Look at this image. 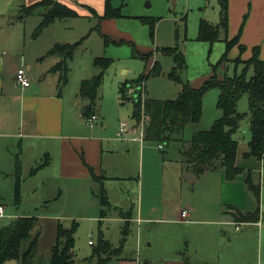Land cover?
<instances>
[{"label":"rangeland","instance_id":"obj_1","mask_svg":"<svg viewBox=\"0 0 264 264\" xmlns=\"http://www.w3.org/2000/svg\"><path fill=\"white\" fill-rule=\"evenodd\" d=\"M248 2L251 4L250 1ZM111 5L112 8L120 9L121 16L117 19L106 20L101 25L100 32L110 40L107 45H104L103 39L96 31H90L96 23L93 18H90L91 20L78 18L57 23L62 31L58 38L62 42L77 41L81 36L89 33L68 63L67 83L65 85L61 83L59 78L61 79L62 73L58 72L54 75L47 74L42 84L47 85L41 93L45 95L57 88L56 85H51V81L55 84L58 81L59 97L63 100L60 117L66 130L64 134L92 135L93 131H97L104 137L116 138L119 124L126 123L129 130L127 139L137 138L142 122L145 126L147 119L143 111L140 113L139 124L132 117L133 87L125 93L126 100L120 94V88L126 84L125 82L136 80L145 68L144 61L132 58V45L141 54L152 53L146 67L147 75L150 74L155 62L159 70V75L154 77L150 75L143 81V85L139 88L142 99L174 100L181 88L179 81L188 82L193 88H200L211 76L215 75L217 79L222 80L224 76L231 77L241 73L243 65L236 66L234 59H229L228 55L227 62L220 63L225 52L223 33L219 41L212 45L197 40L200 20H205L212 26L218 25L219 0H111ZM236 6L234 5V9ZM248 11L242 17V20H245L242 24L247 18L250 20L251 14ZM141 18L155 20L153 35H151L149 26L141 22ZM38 20H40L39 17ZM29 21H37V19L32 18ZM30 36L32 35H28L27 42ZM174 47H177L183 55L184 65L181 70L175 68L176 64L171 55L160 51ZM16 52L13 48L15 55ZM96 57H105L110 60L111 64L103 71L102 83L97 94L95 108L96 114L100 117L90 127L85 124V118L81 116L84 103L78 98V89L82 79L90 78L101 72L93 66ZM174 68L175 76L172 75ZM252 73V68H249L247 78H250ZM218 95L217 88H210L204 93L201 119L199 123L186 128L183 135L184 141L188 142L198 131H207L213 122L220 118L221 112L216 107ZM247 110V96L243 95L237 102V112L246 116ZM78 124L83 127L81 133L75 130ZM105 126L108 128L105 129ZM233 138L237 141L235 165L242 170V174L233 182H226L222 173L217 171L200 176L196 183H190L186 180V173L183 170V156L180 152L182 146L176 142L163 145L162 150L157 145L145 143L143 146L146 147L144 164L140 166L138 146L133 144L135 147L129 148L127 152L117 151L113 157L105 155L102 163L100 162L103 165L102 172H105L106 167L111 165L115 167L114 171H108L107 176L116 172L122 178L105 182L106 195L116 206L131 203L127 208L131 207L132 203L134 206L143 205L144 208L154 202V205L159 207V212L152 217L158 219L175 216L178 208L183 209L187 205L194 207L198 213L209 211L211 215L218 217V220H222V216L227 214L228 206L243 213L253 211L258 203L247 191L244 178L246 172L250 171L253 173L254 183L258 182L260 185V180L263 183L264 160L260 162L253 158L245 159L243 156L250 140L248 116L241 121ZM42 143H48V141L40 140V144ZM37 147L29 146L28 164L18 177L13 174L0 175V207L4 210L0 217V228L9 225L15 218L14 215H30L39 218L37 230L41 240L40 243L38 242L37 256L42 257L41 264H49V245L53 240L57 221L65 229L76 224L74 264L100 263L101 256L92 255L99 238L109 242L113 248L122 246L120 255L118 253L117 256H112L106 264H123L119 263V259L127 262L132 260L131 263L125 264H135L133 260L141 263L152 261V264H166V260L172 257L171 261L181 260L182 256L179 254L170 253V250L164 249L168 234L171 237H177L181 253L191 249V245L184 240L189 234L201 236L204 233H211L214 234L213 239H218V232H216L218 228H210L211 226H195L186 231L170 224L148 222L140 224V228L137 229L136 223L132 221L126 229L125 240L121 241L124 222H117L118 217L113 210L101 215L102 209L98 202L99 183L88 178L62 179L57 176L54 168L44 173L37 169L33 173L32 169L37 165L33 163L32 158L40 150ZM53 150L57 153L54 148ZM90 151L91 149L87 148L84 156L85 162H93V158H96L94 151L91 153ZM55 153H49V156L51 161L54 160L57 163ZM236 181L239 183L242 181V183H235ZM222 183L229 185L234 183L235 188L231 186L229 189L222 190ZM259 189L260 219H263L260 232L257 228H253L248 239H237L230 235L233 233L231 231L233 228L228 227L225 238L230 237L231 244L226 246L223 238L217 244L222 250L231 249V256L235 263L243 250L245 258L240 260V264H264V184L259 186ZM231 198H235L234 201L227 200ZM233 202L238 203V206ZM239 206L250 209H241ZM246 230L247 228H241V231ZM139 232L141 238L137 241ZM88 241L92 242V246L88 245ZM84 260H89V262L84 263ZM6 264L17 263L10 261ZM229 264L232 263L229 261Z\"/></svg>","mask_w":264,"mask_h":264},{"label":"crops","instance_id":"obj_2","mask_svg":"<svg viewBox=\"0 0 264 264\" xmlns=\"http://www.w3.org/2000/svg\"><path fill=\"white\" fill-rule=\"evenodd\" d=\"M42 1H52L63 5L75 12L77 17L54 20L44 27L40 34L33 36L46 10L43 9L44 7L37 8L32 14H25L24 11L26 8H30ZM248 1H250L251 4H249ZM234 5H237L235 9ZM227 7V39L230 40L236 37L240 31L241 25H243L239 34V42L229 50L228 58L235 59L240 57L243 61L247 60L251 57L252 49L257 48L258 59L264 61V0H234L230 2L227 0ZM245 9L246 11L249 10L248 12H250L251 17L250 20L247 18L248 21L246 20V22L242 24V17L247 14ZM103 13L104 0H0V175L13 174L17 177L18 173L19 176V173L21 174L28 164L29 155L27 150L29 146H38L37 148L40 149L32 158L35 165L39 166L42 161H47V164L39 169L41 173L54 168L58 177L68 180L71 178L93 179V173L95 176L103 178V188H106L105 182L122 179L116 172H113L111 176H107L109 170H115L113 165L106 167V171L102 172L103 165L101 163L105 155L113 157L116 155L117 151L127 152L129 148L137 145L138 163L140 166H143L146 150V147H143L145 142L135 140L133 137L132 139L124 140H118L115 137H104L102 133L99 134L97 131H93L92 135H66L63 133L66 130L64 129L60 117V113L63 109V100L59 97L60 90L58 89V81H56L57 84L51 81V85H56V90H52L45 95L41 94L44 91V86H47L42 85L44 78L47 74L54 75V73H58L50 72V70L62 60L59 55L48 54L52 47L56 44L72 45L79 42L81 39H83V42L89 35V33L85 34L77 41L62 42L58 38L62 31L60 27H58L60 25H57V23L59 24L66 20L78 18H86L88 20L93 18L96 23L90 31H94L92 29L97 27V25L101 31V25L106 20L98 23L96 16H101ZM38 17L40 20H38ZM32 18L37 19V21H29L32 20ZM66 28L70 29L69 27ZM28 35L32 36H30L27 42ZM82 42L79 45H81ZM239 45L245 48L242 54H240L238 49ZM13 48L17 51L16 55L13 53ZM19 68H24L26 70L31 81L29 87L26 89H22L15 84L14 75ZM67 79L68 74L65 82H62L59 78L63 85L67 83ZM87 79H82L81 82ZM78 98L81 99L79 96ZM83 103L81 115L84 113V107L86 105L85 101H83ZM97 117L99 119L100 116L98 115ZM104 128L107 129L108 127L105 126ZM75 130L81 133L83 131L82 125L78 124ZM40 140H47L48 143L40 144ZM133 144H135V146ZM53 148L57 153L54 152ZM87 148L91 149L90 153L94 151L96 155V158H93V162L84 161ZM49 153H55L54 155L57 154V163H55L54 160H50ZM37 161L39 162L37 163ZM37 166H34L33 169ZM198 179L199 177H197L193 183H196ZM240 182L242 183V181ZM235 183L241 184L239 181ZM231 186L235 188L234 183H232V185L222 183V190L229 189ZM240 189L243 193L242 187H240ZM106 196L109 203L112 205L110 210H113L118 217L116 219L117 222H124L123 229H127L132 221L136 223L137 229L140 228V224L148 222L170 224L183 228L186 231L195 226H211L210 228H218L216 231L218 232L217 240L213 239L214 234L211 233H204L201 236H191L190 234L186 236L184 240L191 245V249H189V251L184 250L183 253H181L182 251L180 252V248H178L177 237H171V235L168 234L166 236L167 240L164 249L170 250V253L179 254L182 256V259L171 261L173 257L168 258L166 264L170 262L171 264H229V261L232 264H240V260L245 258V253L242 249V253L235 263L234 258L231 256V249L226 248L222 250L217 244L221 242V238L224 239L226 246L231 244V238H225L226 233H228V227L233 228V230L230 229L233 231L230 235L237 239H248L253 228H257L260 232V229L263 227V219H260L258 223L235 222L232 215H230L231 211H229L226 215L222 216V220H218V217L211 215L209 211H207V213L203 211L198 213L194 207L188 205L183 209L178 208L175 216H170L168 219H158L157 217H152V215H156L159 212V207L154 205V202L146 205L144 208L143 205L137 204V206H134L132 203L129 209L127 207L131 203L127 202L116 206L110 202L108 195ZM234 199L235 198H231L227 200L234 201ZM41 201H43V199H41ZM233 203L238 206V203ZM114 208L122 210L123 212H131L130 218H128V220L121 218ZM240 208L250 209L249 207ZM182 210L187 211V216L184 219L180 216ZM3 213L4 210L2 215ZM8 217L10 216L8 215ZM14 217L13 220L22 217L36 216L14 215ZM37 219L39 220V218ZM236 227H238V229H236ZM242 227L247 228V230L241 231ZM241 233L242 235H239ZM140 238L141 235L139 232L137 233V241H139ZM54 239L55 232L53 240L49 245V250ZM40 240L41 236L39 237V243ZM88 245L92 246L90 244ZM118 261L123 264L132 262V260L131 262H127L124 259H119ZM204 261H208L209 263H201ZM133 263L152 264L153 262L146 261V263H141L138 260H133Z\"/></svg>","mask_w":264,"mask_h":264},{"label":"trees","instance_id":"obj_3","mask_svg":"<svg viewBox=\"0 0 264 264\" xmlns=\"http://www.w3.org/2000/svg\"><path fill=\"white\" fill-rule=\"evenodd\" d=\"M219 23L216 26L209 25L205 20H200L198 25L197 40L206 42L209 45L219 41L221 33L224 34L225 52L220 59V63L227 62V55L231 48L239 42V34L230 40L227 39V0H219ZM44 7L46 10L41 23L37 26L34 36L40 34L44 27L52 23L54 20L63 18H74L77 14L67 7L54 3L52 1H42L36 5L26 8L25 14H32L37 8ZM120 9L112 8L111 0H104V13L96 16L98 23L103 20H113L119 18ZM245 20H243L244 22ZM144 25H148L151 35L155 28V20L141 18ZM98 33L103 39L104 45L110 40L103 35L99 27L92 29ZM72 45L56 44L52 47L48 54L59 55L62 60L50 72H61V81L65 82L68 74V62L71 60L75 49L82 42ZM133 59L144 61L145 68L140 76L120 88L121 97L125 98L127 91L139 89L150 75L152 77L159 75L157 62L154 63L150 74H146V67L152 53L141 54L136 47L132 45ZM240 54L245 48L241 45L238 47ZM158 52V50H156ZM161 52L171 55L176 64L175 68L183 69V55L178 51L177 47L161 49ZM235 65H243L240 74L233 76H224L222 80L211 76L206 80L200 88L191 87L188 82L179 81L181 88L174 100H154L149 98H141L140 90L136 99L132 96L133 103L132 117L139 124L140 113L143 111L147 122L144 126L143 142L154 144L157 146L168 145L176 142L182 148L180 152L183 156V170L185 173H193L196 177H200L208 172H222L226 182H233L242 174V170L235 165L237 141L233 135L239 129L241 121L248 116L250 140L247 143V150L244 152V158H253L258 161L264 159V61L258 59V49H252L251 57L247 60H241L237 57L233 60ZM110 60L106 58H95L93 65L100 69V73L80 83L78 96L86 102L84 113L81 115L85 119L96 115L95 108L97 94L102 83L103 71L110 66ZM175 68L172 75L175 76ZM252 68V76L247 78V71ZM171 75V76H172ZM61 82V83H62ZM210 88H217L219 95L216 107L221 112L220 118L215 120L207 131H198L194 133L191 139L184 141V131L190 125L199 123L202 115V100L204 93ZM133 95V93H132ZM247 96L248 110L247 115L237 112V102L243 96ZM186 145V146H184ZM162 157V156H161ZM47 161L41 163L33 173L40 169ZM18 177V173H17ZM92 178L99 183L100 192L98 197L99 206L102 209L101 215H105L112 205L109 203L105 190L102 185L103 178L97 177L92 173ZM247 191L258 203L255 210L250 212H240L238 209L228 206L227 212L231 211L233 220L240 223H258L260 221L259 184L254 183L253 173L247 171L244 178ZM264 204V196H263ZM118 215L128 220L131 212H123L114 208ZM226 214V212H225ZM101 216V217H102ZM129 216V217H128ZM39 220L36 217H22L13 220L9 225L0 228V264H6L10 261H16L17 264H41L42 257L37 256V246L40 233L37 230ZM76 224H72L71 228L65 229L57 222L55 227V239L50 248L49 264H74V234ZM124 241L126 229H123ZM121 247L113 248L112 245L99 238L98 245L93 249V256L100 255L101 261L97 264H106L112 256L121 253ZM104 256V257H102ZM89 260H84L88 263Z\"/></svg>","mask_w":264,"mask_h":264},{"label":"built area","instance_id":"obj_4","mask_svg":"<svg viewBox=\"0 0 264 264\" xmlns=\"http://www.w3.org/2000/svg\"><path fill=\"white\" fill-rule=\"evenodd\" d=\"M14 81L15 84L17 86H19L22 89H26L27 87H29L30 85V79L27 75V72L24 68H19L16 70L15 75H14ZM98 120V117L93 115L91 116L89 119H85V124L89 125L90 127L92 125L95 124V122ZM129 134V130L127 128V124L126 123H120L119 127H118V131L116 133V138L118 140H124L127 139V135ZM143 136H144V122H142L141 128L137 134V138H135V140L138 141H143ZM159 149H162L161 146H158ZM262 184H264V182L262 183V181L260 180V185L262 186ZM2 212H3V208L0 207V217L2 216ZM181 218H185L187 216V211L186 210H182L180 213ZM236 229H238V227H236ZM88 244L92 245V242L89 241Z\"/></svg>","mask_w":264,"mask_h":264},{"label":"water","instance_id":"obj_5","mask_svg":"<svg viewBox=\"0 0 264 264\" xmlns=\"http://www.w3.org/2000/svg\"><path fill=\"white\" fill-rule=\"evenodd\" d=\"M138 95H139V89L137 88V89L133 90L134 99H136L138 97ZM185 178L190 183H193L196 180L197 177L193 173L188 172V173H186Z\"/></svg>","mask_w":264,"mask_h":264}]
</instances>
